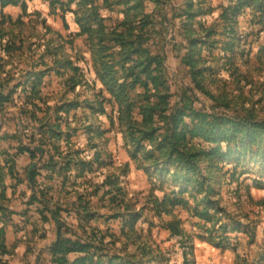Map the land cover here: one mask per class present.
Listing matches in <instances>:
<instances>
[{
	"label": "rangeland",
	"instance_id": "obj_1",
	"mask_svg": "<svg viewBox=\"0 0 264 264\" xmlns=\"http://www.w3.org/2000/svg\"><path fill=\"white\" fill-rule=\"evenodd\" d=\"M17 1L0 0V264H53L60 237L92 244L101 264H264V130L225 142L205 221L204 195L131 156L109 89L116 78L146 105L159 57L167 104L191 108L180 130L201 115L264 127V0Z\"/></svg>",
	"mask_w": 264,
	"mask_h": 264
},
{
	"label": "trees",
	"instance_id": "obj_2",
	"mask_svg": "<svg viewBox=\"0 0 264 264\" xmlns=\"http://www.w3.org/2000/svg\"><path fill=\"white\" fill-rule=\"evenodd\" d=\"M1 2L2 6L18 4L17 0H9V2L1 0ZM189 46L203 48L206 45L204 41L197 40ZM148 57L147 69L156 65L158 73L156 76H152L149 73L146 80L143 81L148 89L147 92L151 93V96H146V105L141 102L139 106H136L116 78H113L109 82V89H112L113 98L115 99V103L118 104L120 116L124 118L121 125L126 128V137L134 150L132 152L129 148V152L149 172L152 166L156 168L160 166L168 167L169 171L173 173L171 179L175 183H182L185 186L184 189L180 190V193L190 192L194 198L204 195L205 199L208 200L207 206L209 207L204 208L200 212V218L210 221L215 215L211 214L212 207L217 209L216 203L211 202L212 197L217 195L212 186L214 170L217 167L214 161L218 160L219 157H224L226 152L228 157L233 151V149H224L226 141L235 140V142H239L243 141L246 137L247 144H250L254 136L263 132L264 127H257L255 131H249L246 125L241 124L242 121H233V123L228 122L229 124L232 123L231 127L222 130L221 125L217 122H209L206 115H201L200 118L203 120L198 121L199 123L180 130L179 123H182L185 111H190L191 108L188 105H183V109L185 110H175L167 104L166 94L169 93V87L167 86L164 64L159 57ZM29 76H31V72H28ZM153 81H157V83ZM151 85H154V88L149 90ZM161 118H165L167 121L163 127H159V120ZM175 120L179 123H175ZM156 123L157 127H155ZM200 132L204 136L201 140H197V137L199 138L198 133ZM202 142L207 144L206 147H202ZM234 152L242 154L243 148L236 146ZM32 156L33 154H31ZM206 162L208 168L204 166ZM165 172L163 173L169 174V172ZM169 199L171 200H167L166 196H164L162 202L160 200H156V202L165 205L168 201L173 205L175 197H173L172 193ZM196 209L199 210V207H196ZM224 229L227 230L226 227ZM171 232L176 237L182 236L178 225L171 228ZM218 245L221 246L222 244ZM97 251L100 250L90 243H83L80 240L75 241L70 238L62 239L60 237L52 250V263L89 264L91 259H98L95 264H101V259L95 254ZM74 254L86 256L77 258L71 262L69 256ZM109 262L113 263L111 260ZM186 263L184 262V264Z\"/></svg>",
	"mask_w": 264,
	"mask_h": 264
}]
</instances>
